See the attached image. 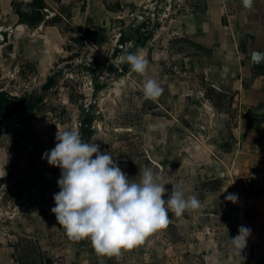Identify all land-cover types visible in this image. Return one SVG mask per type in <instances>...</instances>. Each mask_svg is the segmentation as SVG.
<instances>
[{"label":"rangeland","instance_id":"1","mask_svg":"<svg viewBox=\"0 0 264 264\" xmlns=\"http://www.w3.org/2000/svg\"><path fill=\"white\" fill-rule=\"evenodd\" d=\"M41 1L44 21L37 23V15L31 8L14 0L10 6L16 13L23 10L22 6L28 9L25 13L32 15L29 19L32 25L17 26L10 19L0 18V88L16 96L42 97L33 111L0 121V159L6 164L0 177V232L10 243L14 242L15 261L44 264V254L38 252L33 239L18 233L15 220L20 211L37 205L33 203V194L60 191L57 181L61 170L49 165L44 153L55 147L58 131L79 128V121L87 114L93 117V133L87 142L99 145L101 153L112 156L129 179L138 180L140 169L151 166L162 173L161 182L167 189L179 185L182 191L198 195L202 203L201 212H185L180 222L170 221L166 228L149 234L143 243L127 249L134 264H233L229 262L232 258L249 256L244 253L248 246L238 254L231 239L238 235L241 226L250 229V235L264 229V218L255 215L251 204L257 195L253 180V195L241 199L240 183H232L237 177H226L224 186L233 192L234 199H226L227 210L222 207L213 211L224 204V200L215 198L223 182L207 177L204 166L192 168L200 160H195L197 157L191 152L200 153L206 162L221 158L226 168H230L224 156L233 148L230 137L225 140L214 136L211 121L203 124L199 118L195 122L184 114L190 101L202 106L199 101L204 94L198 92L199 98L194 94L200 87H191L195 89L191 95H178L179 90L186 91L179 88L180 81L192 80L185 59L196 50L185 36L184 20L201 6L194 0ZM139 25L144 43L140 48L147 55L148 70L143 75L137 74L129 65L121 75L109 72L110 64L120 67L119 58L130 53V40L136 37ZM120 32L126 40L123 46L118 41ZM115 48L119 51L114 55ZM48 78H53L54 83L43 90ZM149 78L158 80L164 89L155 100L143 96V83ZM94 83L106 86L94 89ZM208 94L219 107H224L220 96L212 91ZM201 117L208 118L205 114ZM155 123H164L165 128H160L165 135L161 139L153 138L159 126ZM166 124H171V128ZM202 125L208 126L204 130ZM163 142L166 147L175 145L177 152L161 161L142 148ZM168 161L174 164L171 169L160 168L159 163ZM178 224L183 225L182 229ZM61 233L72 242L88 244L87 238H69L63 227ZM205 240L210 245L202 250L200 243ZM224 243L228 247L223 249ZM91 250L93 256H99L93 247ZM217 250L225 257L212 255ZM105 257L113 264V256ZM46 261L47 258L45 264Z\"/></svg>","mask_w":264,"mask_h":264},{"label":"crops","instance_id":"2","mask_svg":"<svg viewBox=\"0 0 264 264\" xmlns=\"http://www.w3.org/2000/svg\"><path fill=\"white\" fill-rule=\"evenodd\" d=\"M14 1L31 8L32 0ZM194 1L201 8L187 15L184 20L185 36L192 47L196 48L195 53L185 59L188 77H192V80L180 81L182 85H178L179 88L186 91L179 90L178 95H191L195 91L191 87H200L201 90L197 91L196 88L197 92L194 94L197 98H199L198 92L201 95L204 94L199 101L202 106L199 107L195 104L196 102L190 101V104L186 106L188 110L184 114L195 122L200 119L203 124L211 121L214 136L225 140L230 137L233 148L224 156L230 168H226L221 158L217 160L224 166L213 158L206 162L200 153L191 152L192 156L197 157L195 160H200L197 167L192 168L199 169L204 166L206 170L203 169V171L207 177L218 178L223 182L215 198L224 200V204L221 203L213 211L222 207L228 209L226 197L232 195L233 192H228L227 187L224 186L226 177L230 175L237 177L235 181L232 180V183L236 184H239V179L244 176L251 177L257 188V195L251 204L256 211L255 215L264 218V0ZM11 2L12 0H0V18H4V21L10 19L17 26H24L23 22H19L18 12L16 13L10 6ZM24 6L21 12H27L28 9H24ZM0 90L3 89L0 88ZM209 91L223 99L224 107L222 105L219 107L211 98V94H208ZM203 114L208 118H202ZM5 119L0 121L3 122ZM232 119L234 122H230ZM158 122L162 121L158 120ZM156 124L159 126L154 131L153 138L161 139L165 131L160 127L165 128V126L162 125L164 123L154 125ZM166 126L168 129L171 128V124L170 126L166 124ZM202 126L205 130L208 125ZM162 140L164 141V138ZM156 146L142 148L158 161L169 157L170 153L177 152L175 145L166 147L165 142ZM44 150L48 151L46 147ZM171 163L168 161V163H159V165L160 168L171 169L174 166ZM5 167V161L0 159V177L3 174L2 168ZM171 189L172 186L168 187L166 195L170 194ZM186 194L192 195L191 192ZM53 196V193L33 194V203L37 205L32 207L29 205L25 210L20 211L15 220L19 227L18 233L33 239L38 252L41 251L44 254L42 258L44 264L46 258L51 264H109L106 255L95 257L94 254L93 256L91 252L93 246L90 240L88 244L83 245L76 241L72 242L61 233L62 227L51 212V208L55 207ZM173 214L169 212L171 222H180V219H183V216L173 217ZM182 226L178 224L179 229H182ZM255 232L251 234L253 236L249 234V242L246 244L249 249L244 251L249 256H239L235 260L232 258L234 261L229 262L264 264V229L260 228V231L255 230ZM13 243L12 241L10 243L7 237L0 232V264H18L15 261ZM227 244H221L222 248H227ZM208 245L210 244L206 240L200 243L202 250L208 249ZM207 254L208 251L205 252V259L209 263ZM201 255L204 259V253ZM212 255H218L219 258L225 257L218 250ZM112 263L134 264V260L131 259L127 249H122L119 256H113Z\"/></svg>","mask_w":264,"mask_h":264},{"label":"clouds","instance_id":"3","mask_svg":"<svg viewBox=\"0 0 264 264\" xmlns=\"http://www.w3.org/2000/svg\"><path fill=\"white\" fill-rule=\"evenodd\" d=\"M119 59L137 74H145L149 67L142 48ZM142 91L146 100H155L164 89L158 80L149 78ZM56 141L44 153L48 164L61 170L60 191L53 196L51 212L69 238L89 239L99 255L119 256L122 249L143 243L149 234L168 226L169 212L180 217L202 209L198 195H186L179 185L165 198L168 189L161 182L162 173L151 166L140 169L138 180L129 179L112 156L101 153L99 145L82 141L79 128L58 131ZM249 234L250 229L241 226L231 239L238 254Z\"/></svg>","mask_w":264,"mask_h":264},{"label":"trees","instance_id":"4","mask_svg":"<svg viewBox=\"0 0 264 264\" xmlns=\"http://www.w3.org/2000/svg\"><path fill=\"white\" fill-rule=\"evenodd\" d=\"M31 10L35 15H37V23L42 21L44 18V15L42 13L43 8V2L41 0H32L30 3ZM19 16V22L28 23L31 24L29 19L32 17V15H29L28 13L17 11ZM36 23V22H34ZM143 24V23H142ZM32 25V24H31ZM142 25H140L136 29V37L130 42L132 43L131 47L129 48V52L134 53L138 48L144 45L143 41L140 37V28ZM124 33L120 32L119 35V42L121 46L126 44V40L124 39ZM118 48H115L113 51V54L115 55L118 52ZM129 68V65L127 63H122L120 67L115 64H110L108 66V71L114 73L115 75H121L124 72L127 71ZM54 83L53 78H48L45 84L42 85V89L46 90ZM106 86V83H94V89H97L99 87ZM42 97L36 96L33 97L31 95L29 96H16L8 93L5 90H0V120L10 117L14 114H25L33 111L38 104L41 102ZM93 117L89 114H87L85 117L81 118V121H79V131L82 136V141L87 142L88 138H90L91 134L93 133L91 129ZM260 120V119H259ZM46 264H51V262L47 259Z\"/></svg>","mask_w":264,"mask_h":264},{"label":"built area","instance_id":"5","mask_svg":"<svg viewBox=\"0 0 264 264\" xmlns=\"http://www.w3.org/2000/svg\"><path fill=\"white\" fill-rule=\"evenodd\" d=\"M239 187L242 189V193H243L241 199H244L245 197H251L253 195L254 187L251 177L249 176L242 177Z\"/></svg>","mask_w":264,"mask_h":264},{"label":"water","instance_id":"6","mask_svg":"<svg viewBox=\"0 0 264 264\" xmlns=\"http://www.w3.org/2000/svg\"><path fill=\"white\" fill-rule=\"evenodd\" d=\"M139 26H140V25H139ZM139 26H138V27H139ZM138 27H137V28H138Z\"/></svg>","mask_w":264,"mask_h":264}]
</instances>
